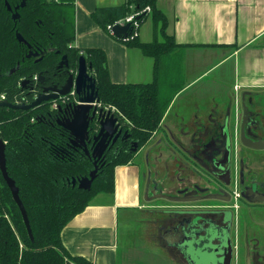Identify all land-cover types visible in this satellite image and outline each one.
I'll use <instances>...</instances> for the list:
<instances>
[{"label":"trees","instance_id":"obj_1","mask_svg":"<svg viewBox=\"0 0 264 264\" xmlns=\"http://www.w3.org/2000/svg\"><path fill=\"white\" fill-rule=\"evenodd\" d=\"M21 1L0 0V96L13 104L30 103L43 88L61 87L82 55L91 65L100 104L119 116L129 136L119 138L104 151L90 188L82 189L78 180L94 168L93 159L73 145L69 130L57 123L67 115L64 108L76 96L68 93L28 109L0 106V139L5 142L7 172L18 187L33 236L30 239L0 172V264H92L65 248L61 231L96 195L113 193L115 167L132 162L137 150L150 140L182 86L179 74L186 45L167 34V19L156 0H125L120 5L96 8L90 16L100 27L110 33L108 26L128 23L126 34L116 38L154 59L151 82H114L101 48L74 45L73 0H25L14 19L12 14ZM130 14L132 20L125 21ZM148 15L153 22V39L143 42L138 28ZM16 32L32 51H45L43 57H26L29 48L16 39ZM63 55L67 66L60 67ZM132 142L137 143L135 151L131 150Z\"/></svg>","mask_w":264,"mask_h":264},{"label":"crops","instance_id":"obj_2","mask_svg":"<svg viewBox=\"0 0 264 264\" xmlns=\"http://www.w3.org/2000/svg\"><path fill=\"white\" fill-rule=\"evenodd\" d=\"M124 1L73 0L74 45L101 48L112 81L149 83L154 59L119 41L90 16L96 8ZM156 6L167 19V34L186 45L179 74L182 86L134 160L115 167L113 193L96 195L62 229L65 248L92 264H189L176 240L168 239L170 219L164 221L163 214L168 213L169 200L153 198L150 190L174 195L176 187L194 181L190 169H200L204 162L192 155L214 148L223 128L240 150L241 93L249 92L248 127L254 100L264 95V0H156ZM138 38L153 39L150 15L140 24ZM158 40H163L161 35ZM257 106V130L264 136V105L258 100ZM134 211L146 212L150 219L140 233L131 231L129 242L119 245V214L133 218ZM154 224L160 243L148 237Z\"/></svg>","mask_w":264,"mask_h":264},{"label":"water","instance_id":"obj_3","mask_svg":"<svg viewBox=\"0 0 264 264\" xmlns=\"http://www.w3.org/2000/svg\"><path fill=\"white\" fill-rule=\"evenodd\" d=\"M6 4L8 10H11V7L7 2ZM24 5L25 0H22L19 5L15 7V11L12 14V17L14 19L19 17L17 9L19 7H23ZM128 26V23L123 25L114 24L111 28V32L117 37L124 36L127 32ZM16 39L28 46L29 52L27 53L26 57H35L36 59H40L45 54V51H32L30 48V44L23 38V36H21L19 32H16ZM50 49H52L51 44ZM63 65L67 66L66 55H63L59 62V66ZM90 68L91 65L87 64L85 58L80 55L78 58L76 70L69 73L64 84L61 87L49 86L43 88V90L39 94H37L34 100L30 103L13 104L5 99H0V106H6L13 109H28L40 104L42 101L56 99L60 96H65L68 93L74 94L76 96V99L73 102L68 103L64 108L67 115L63 116L62 118H58L57 123L69 130L70 134L72 135L71 143L77 147L82 148L84 153L93 159L94 168L89 172L87 176H84L78 180V187L82 189L90 188L91 182L94 179L97 171L96 163L99 159L102 158L104 151L109 146L114 144L119 138L121 140H124L129 136L127 131L122 129L119 116H117L110 107H103L100 104L96 81L93 75L90 73ZM24 83L25 81L22 82V84ZM248 93V91H244L241 93L242 121L240 124L239 141L243 146L249 148L264 149V139H257V137L253 136L248 127L245 128L246 130H244V126L247 123L248 119V108L245 103V96ZM57 107L59 110L62 109L60 106ZM91 130H93L92 134ZM234 142L235 138H233V135L229 133L227 128H223L222 139L218 141L217 145L213 143V145H215L214 148L209 150V153H207V161L211 165V169L207 168V170L213 176V178L220 181L223 180V178L221 177L222 175H225L227 178H229L230 152L232 143L234 145ZM88 144H90V147H88ZM131 145V150L135 151L137 149V143L132 142ZM0 172L11 192L13 200L20 210L28 235L30 239H32V231L29 225L25 207L21 202L18 194V187L15 185L14 180L8 175L7 172L5 142L2 139H0ZM209 181L211 180L209 179ZM73 183H75L74 180ZM184 191L185 190H181L180 192L184 193L183 196L155 192V189H151L150 193L153 195V198H163L174 202H189L198 199H214L217 197L220 198V196H218L219 194L216 193H223V190H220L216 193L209 192L204 196H196V193L198 191H202L198 187L190 191ZM202 238L206 239V241L204 240L202 242L199 241V239L190 240L186 237L185 234V236L181 240L176 242V245L181 250L182 248L180 246H184V249L187 251L190 246L196 247L197 250L200 245L211 243V235L203 236ZM222 245L224 246L222 250H218V248L213 249L215 252V256L221 251V257L218 258L216 256L218 259H220L219 261H221V264H231L232 246L227 237H223ZM186 259L189 264H195V262L191 260V256H189V258L187 256ZM214 264L218 263L216 262ZM247 264H249V260L247 261Z\"/></svg>","mask_w":264,"mask_h":264},{"label":"flooded vegetation","instance_id":"obj_4","mask_svg":"<svg viewBox=\"0 0 264 264\" xmlns=\"http://www.w3.org/2000/svg\"><path fill=\"white\" fill-rule=\"evenodd\" d=\"M255 108L250 114L253 123L249 127L246 123L244 130L248 127L257 139H264L257 130L255 117L260 111ZM236 143H232L230 152L229 178L221 176L224 181L213 178L207 170L211 169V165L206 163L207 153L211 149L192 155V158L204 162L202 168L190 169L189 175L194 181L176 187L173 194L183 196L181 190L190 191L196 187L202 190L196 196L220 190L223 193H216L220 198L182 202L183 205L176 208L170 205L174 201H167L170 206L167 216L170 220L166 231L170 233L168 239L176 242L185 234L190 240L199 239L202 242L206 241L203 236L211 235V244L218 250L224 248L222 240L227 237L232 246L231 264H247L248 260L249 264H264L261 249L264 239L253 229V224H264V158L260 154L264 149H253L240 143L242 146L239 150ZM220 254L221 251L216 256L220 258ZM217 263L221 264V261Z\"/></svg>","mask_w":264,"mask_h":264},{"label":"rangeland","instance_id":"obj_5","mask_svg":"<svg viewBox=\"0 0 264 264\" xmlns=\"http://www.w3.org/2000/svg\"><path fill=\"white\" fill-rule=\"evenodd\" d=\"M261 101V103L264 105V95H258V97L256 98V100H254V103L252 107H258L257 106V101ZM256 109V108H255ZM264 119V115L262 117ZM236 142V140H235ZM236 146V145H235ZM260 154H263L261 157L264 158V151H261ZM107 195V194H106ZM105 195V196H106ZM176 195V194H174ZM101 196V195H99ZM100 197L95 198V200H99ZM155 202H165V201H155ZM154 203H151V205H155ZM167 202V201H166ZM169 203V202H168ZM174 203V204H173ZM172 204H170L171 206H181L183 205L182 202L176 203L173 202ZM137 213V214H136ZM130 214V213H129ZM134 217L130 218V217H126V214L120 213L119 214V226H118V231H119V242L121 244H125L127 242H129L130 239V234L131 231L134 232H139L140 233V229H142L143 227H145V224H147V220H149L150 218H148L149 216L147 215L146 212H132L131 213ZM136 215V216H135ZM159 216L158 213L155 212V215H153V218H157ZM169 217L167 216V214H163V219H165L164 221L167 222L166 219H168ZM264 222V219L262 220ZM167 225V224H166ZM156 224H154V227L152 229V233L150 235H148V237H150L152 240V243H160V241L158 240L157 237V227H155ZM138 229V231H136ZM253 229L260 235V237H262L264 239V224L260 225V224H253ZM165 230V229H163ZM263 243H261V249L262 252L264 253V240L262 241ZM151 243V242H150ZM182 248V253L188 258L189 256H191V260H193V262H195V264H211V263H216L218 259L215 256V252L213 249H215V247L209 243V244H203L200 245L199 248L196 247H192L190 246L187 251L184 249V246H180ZM189 260V259H188ZM264 263V262H263Z\"/></svg>","mask_w":264,"mask_h":264},{"label":"built area","instance_id":"obj_6","mask_svg":"<svg viewBox=\"0 0 264 264\" xmlns=\"http://www.w3.org/2000/svg\"><path fill=\"white\" fill-rule=\"evenodd\" d=\"M132 18H133V15H128L126 18H125V21H130V20H132ZM118 24H120V25H123L124 24V22H119ZM108 28L110 29V31H111V28H112V26H108ZM0 99H4V96L3 95H1L0 96Z\"/></svg>","mask_w":264,"mask_h":264}]
</instances>
